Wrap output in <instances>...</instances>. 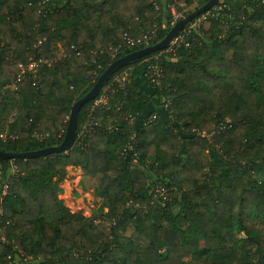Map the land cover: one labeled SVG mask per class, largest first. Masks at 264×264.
<instances>
[{"label": "trees", "instance_id": "16d2710c", "mask_svg": "<svg viewBox=\"0 0 264 264\" xmlns=\"http://www.w3.org/2000/svg\"><path fill=\"white\" fill-rule=\"evenodd\" d=\"M171 1L0 0V132L17 134L0 142V150L58 145L73 103L112 61L142 48L110 57L124 45L123 35L144 32L154 20L168 24ZM192 2L183 0L187 7ZM223 4L230 15L225 29L209 19L192 31L197 39L188 47L160 55L167 89L148 82L142 62L164 48L114 69L99 93L122 71L124 85L113 82L108 105L92 113L115 125L112 132L79 137L98 93L78 110L69 151L0 159V264H231L240 258L264 264V0ZM36 38L39 51L32 47ZM91 50L99 52L95 63ZM32 54L46 62L15 82V64ZM152 113L155 120L146 122ZM226 120L230 127L218 130ZM35 131L49 136L35 139ZM201 132H213L211 139ZM131 134L134 149L124 153ZM66 165L100 175L94 192L105 212L87 217L63 205L56 183L65 179ZM156 184L166 188L165 199L155 194ZM52 213L59 214L55 222L46 218Z\"/></svg>", "mask_w": 264, "mask_h": 264}, {"label": "built area", "instance_id": "2783aa9c", "mask_svg": "<svg viewBox=\"0 0 264 264\" xmlns=\"http://www.w3.org/2000/svg\"><path fill=\"white\" fill-rule=\"evenodd\" d=\"M199 1L202 0H193L191 6H185L183 3V0H173L166 4L165 8L169 11L170 17L166 20L168 24L166 23H157V21H152L150 27L145 30L144 32L135 34L134 36L125 33L123 35L124 45H120L116 48H114L111 53L109 54L110 57H115L118 52L125 48H138V47H146L149 46L152 41H154L157 38L159 30L167 27H172L179 19L183 18L185 15L182 13V10L184 8L193 7V5H197ZM155 11L160 12V8L157 5V3H153ZM223 0H218V2L212 6L207 11L199 14L195 18H193L190 22L186 23L178 32L177 34L169 41L167 46L159 53L152 55L150 57H147L142 60L143 63H145V72L144 76L148 80V82L156 87L158 91H162L163 89H167V86L163 84L162 78H163V69L161 64L159 63L160 55L162 54H174L176 52V49L183 45L185 47H188L190 45V41H196V35L192 34V31L199 32L205 24L209 21V19H218L221 23L223 28L225 29L227 27L226 18L230 15L223 12ZM179 8V10H178ZM158 16V14H157ZM224 17V18H222ZM41 45L40 39L36 38L35 42L32 44L33 48H36L37 51H39V47ZM75 50L76 48L73 47ZM77 55H79V52H76ZM89 54L93 56L92 62L95 63V61L99 58V52L97 50H91L89 51ZM46 62V59L42 57H37L34 54L30 55L28 57V60L26 63L23 62H17L15 64V70H16V77L15 82H20L24 78L25 74L27 72H34L36 71V67L39 63ZM97 68H100V64L96 65ZM120 75V76H118ZM114 80L107 85L105 88L101 90L99 95L93 100L90 110L88 119L85 123L82 124L80 131H79V137L84 136L88 132H94L97 129H102L106 132H112L115 129V125L113 124H101L97 121H95L92 118V113L96 109H102L108 105V102L110 100V86L113 82H117L119 86L123 87L125 79H126V71H122L119 73ZM34 76V75H33ZM34 84V83H33ZM160 103L166 108L168 107L169 100L164 96H160ZM14 115V112H11L9 120L11 121L12 116ZM156 118V113H152L148 116L146 122L154 121ZM133 120V117H130L129 123L131 124ZM230 127V122L228 120L224 122H220L218 125V130L225 129ZM213 132L205 133L201 132V135L206 136L208 139H211V135ZM49 136L48 132H37L35 131L33 133V137L38 140H42L45 137ZM78 137V138H79ZM17 138V134L15 132H0V142H7V141H14ZM77 139L74 140V144L76 143ZM133 144H134V134H131L128 138V141L123 149V152L127 151H133ZM5 186L3 187L2 194L5 193ZM155 194L160 196L162 199H165L166 195V188L163 187L160 184H156L154 187ZM154 195V196H156Z\"/></svg>", "mask_w": 264, "mask_h": 264}, {"label": "water", "instance_id": "95a60500", "mask_svg": "<svg viewBox=\"0 0 264 264\" xmlns=\"http://www.w3.org/2000/svg\"><path fill=\"white\" fill-rule=\"evenodd\" d=\"M217 2L218 0H207L203 5H201L197 9H194L193 11L185 15L183 18L179 19L167 31L165 36L157 43L153 45H149L147 47L134 50L112 61L108 65V67L99 75V77L96 79V81L94 82L90 90L84 96H82L81 98H79L73 103L71 110L69 112L63 139L58 145L45 147V148L35 150V151L20 152V153H12V152H6V151L0 150V159L33 158V157H38V156H46L52 153H62V152L69 151L74 145L75 130H76V115H77L78 110L84 103L94 99L98 95L100 89L103 86V83L112 74L114 69L118 67H122L126 65L127 63L137 60L152 52L165 48L167 44L169 43V41L177 34V32L186 23L190 22L193 18H195L199 14L210 9Z\"/></svg>", "mask_w": 264, "mask_h": 264}, {"label": "rangeland", "instance_id": "374dc122", "mask_svg": "<svg viewBox=\"0 0 264 264\" xmlns=\"http://www.w3.org/2000/svg\"><path fill=\"white\" fill-rule=\"evenodd\" d=\"M193 7L184 8L182 13L187 15L193 11ZM264 30V26L262 27ZM60 43L55 41L53 44L55 54L57 58L64 56L63 49L59 46ZM120 76V75H118ZM65 179L56 183L59 190L57 197L62 201L63 205L68 208L70 212H81L84 216L98 217L99 214L106 211L103 200L98 197L95 192V186L99 179V174L90 177L82 174L79 167L66 165L65 167ZM56 177L53 178L55 181ZM47 220L55 222L59 219L58 213H52L46 216ZM129 229L125 234H129ZM262 237L264 239V230L262 231ZM240 261L231 264H247L248 260L240 258ZM186 264H209L207 260H193L187 259Z\"/></svg>", "mask_w": 264, "mask_h": 264}, {"label": "crops", "instance_id": "0c3cea01", "mask_svg": "<svg viewBox=\"0 0 264 264\" xmlns=\"http://www.w3.org/2000/svg\"><path fill=\"white\" fill-rule=\"evenodd\" d=\"M146 90H147L148 93H151L152 92V88H149L148 87ZM151 105L153 106V108H156L155 98H153V97L151 98ZM69 166H71V165H69Z\"/></svg>", "mask_w": 264, "mask_h": 264}]
</instances>
